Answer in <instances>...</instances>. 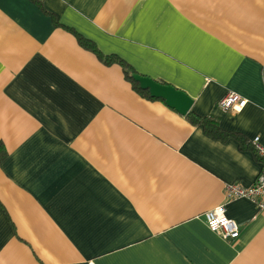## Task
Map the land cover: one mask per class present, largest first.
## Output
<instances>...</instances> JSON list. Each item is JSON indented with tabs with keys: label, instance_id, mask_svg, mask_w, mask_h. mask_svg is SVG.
Here are the masks:
<instances>
[{
	"label": "crops",
	"instance_id": "0c3cea01",
	"mask_svg": "<svg viewBox=\"0 0 264 264\" xmlns=\"http://www.w3.org/2000/svg\"><path fill=\"white\" fill-rule=\"evenodd\" d=\"M75 34L185 92L226 137ZM229 92L240 111L218 106ZM256 137L264 0H0V264H264V212L225 194L254 183ZM218 205L237 239L208 228Z\"/></svg>",
	"mask_w": 264,
	"mask_h": 264
},
{
	"label": "built area",
	"instance_id": "2783aa9c",
	"mask_svg": "<svg viewBox=\"0 0 264 264\" xmlns=\"http://www.w3.org/2000/svg\"><path fill=\"white\" fill-rule=\"evenodd\" d=\"M247 103V99L229 92L218 102L222 110L233 112L240 111ZM252 146L256 153L262 158L263 165L256 175L254 183L249 187L239 184H230L226 187V198H247L251 200L260 212H264V147L258 142V137L252 140ZM208 228L217 233L223 239H237L240 234L238 223L225 214V206L218 205L204 214Z\"/></svg>",
	"mask_w": 264,
	"mask_h": 264
},
{
	"label": "trees",
	"instance_id": "16d2710c",
	"mask_svg": "<svg viewBox=\"0 0 264 264\" xmlns=\"http://www.w3.org/2000/svg\"><path fill=\"white\" fill-rule=\"evenodd\" d=\"M77 35V34H75ZM77 41L80 43V45L82 47H84L85 49H88L92 52H94L99 59H101L105 64H111L113 62H116L121 66L125 79L131 84L132 88L138 92L140 95H142L143 97H147L150 99H154L153 97H151L148 93V91L146 90H142L139 87V84L133 79L132 75L133 74H137L135 73L129 66H127V64H125V62H123L121 59H119L118 57L115 56H105L103 54H101V52H99L97 50V48H95V46L93 45V43L91 41L86 40L85 38L77 35L76 36ZM165 84V83H164ZM162 100V99H161ZM186 117L188 118V120L193 123V124H200L203 129L205 130V132L207 134H209L212 137H219V138H224L226 137L223 132L215 125L212 123L211 119L208 118H200L199 116H197L196 114H194L193 112H189L186 114ZM211 120V121H210ZM239 145L242 147V142L240 141ZM5 155V152H3V156Z\"/></svg>",
	"mask_w": 264,
	"mask_h": 264
},
{
	"label": "water",
	"instance_id": "95a60500",
	"mask_svg": "<svg viewBox=\"0 0 264 264\" xmlns=\"http://www.w3.org/2000/svg\"><path fill=\"white\" fill-rule=\"evenodd\" d=\"M133 79L142 90L148 91L153 98L164 100L165 104L175 109L180 114H187L193 101L182 90L172 85L164 84L140 74H133Z\"/></svg>",
	"mask_w": 264,
	"mask_h": 264
}]
</instances>
